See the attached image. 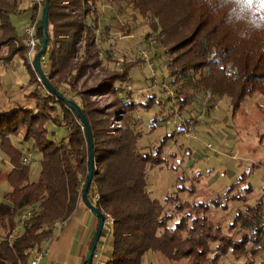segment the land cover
<instances>
[{
  "label": "trees",
  "instance_id": "1",
  "mask_svg": "<svg viewBox=\"0 0 264 264\" xmlns=\"http://www.w3.org/2000/svg\"><path fill=\"white\" fill-rule=\"evenodd\" d=\"M21 1L0 0V46L5 48L0 60L19 58L28 74L27 84L33 86L28 93L33 99L30 105H26L28 101L26 104L17 101L8 113L0 114V151L10 164L4 175L10 189L4 195L5 201H0V264H28L32 253L51 237L49 225L66 220L81 201L87 173V145L77 116L36 81V73L25 57L22 38L10 21L11 16L26 14L28 23H35L36 35L40 37L38 25L43 2L39 9L33 4L20 9ZM100 1L48 0L46 57L40 67L49 84L78 106L89 126L93 172L87 198L112 219L110 256L103 264H140L146 251L166 260L188 259L192 264H217L228 252L238 255L246 237L234 242L217 234L218 229L203 215L190 217L189 224L181 217L169 227L170 217L163 214L161 202L148 196L144 170L146 165L161 163V146L143 152L135 145L139 133L127 125L130 119L127 111L144 104L129 102L117 110L115 105L121 101L117 100L109 112L90 101L91 96L113 94L117 88L112 83L127 80L128 66H121L94 86L77 87L85 72L98 65V59L92 58L97 54L94 29ZM131 3L137 7L148 4L152 17L158 18L162 29L175 37L172 48L181 51L173 60L181 66L170 73L173 85L186 72L196 74L193 80L196 86L212 96L229 97L232 116L245 98L256 95L264 99V0H132ZM128 27L125 23L121 28L128 31ZM175 98L187 104L185 93L178 91ZM114 121L120 125L114 127ZM47 123L63 126L65 135L59 141L51 139ZM20 130L22 139L30 140L32 149L39 153L40 170L34 181L28 180V163L21 162L22 152L8 137ZM24 212L28 216L20 219ZM234 219L251 229L248 250L251 259L240 264H254L252 258L263 248L261 202L247 206L243 213H235ZM208 241H218L213 257L207 255Z\"/></svg>",
  "mask_w": 264,
  "mask_h": 264
},
{
  "label": "rangeland",
  "instance_id": "2",
  "mask_svg": "<svg viewBox=\"0 0 264 264\" xmlns=\"http://www.w3.org/2000/svg\"><path fill=\"white\" fill-rule=\"evenodd\" d=\"M131 1L101 0L97 4L98 18L94 29L97 54L92 60L98 59V65L85 72L77 87L94 86L119 71L121 66H128L127 80L112 83V87L117 88L113 94L91 96L90 101L109 112L117 100H121L115 105L117 110L129 102L144 104L127 111L130 117L127 125L132 127L133 132L139 133L135 145L143 152H152L155 147L161 146V163L153 167L146 165L144 170L148 196L161 202L163 214L170 217L167 221L169 227L181 217L189 224L190 217L203 215L212 227L218 229L217 234L234 242L246 237L238 255L228 252L217 262L240 264L251 259L248 254L251 229L241 220L234 219L235 213H243L247 206L257 201L264 209V99L256 95L245 98L232 116L229 97H215L196 86L193 82L196 74L186 72L173 85L170 73L178 71L181 66L173 60L181 51L172 48L175 37L162 29L158 18L152 17L148 4L137 7ZM27 3L30 5L31 0H22L21 9L26 8ZM90 20L88 18V22ZM10 21L16 34L22 38L23 28L28 25L26 14L11 16ZM125 23L129 24L128 31L125 27L121 28ZM4 52L5 48L0 46V53ZM2 63L8 64L6 60H0V66ZM169 63L171 66L168 67ZM18 68L23 77L19 84H25L28 74L22 62ZM32 88L31 85L27 92H23L22 97L28 100L27 104H23H31L33 99L28 93ZM5 89L17 95V86H9L5 81L1 84L0 114L8 113L9 108L14 106L7 104L9 93ZM178 91L186 94L187 104L176 101ZM116 125L120 122L114 121L113 126ZM46 129L48 137L55 141L65 135L63 126L47 123ZM8 137L24 156L30 153L28 180L34 181L40 170L39 153L32 149L30 140L22 139V130ZM9 169L10 164L0 151V201H5L4 195L10 189L4 179ZM82 210L94 218L81 201L73 216L78 217ZM101 233V237H108L109 228L103 227ZM57 234L58 231L45 241L47 254L51 248L50 241ZM260 242L263 248L252 258L254 264H264V230ZM217 243L207 242L209 257L215 254ZM98 246L97 241L93 257ZM65 260L68 261L63 264H76V257L71 261L69 258ZM140 264L192 263L188 259L166 260L157 253L146 251Z\"/></svg>",
  "mask_w": 264,
  "mask_h": 264
},
{
  "label": "crops",
  "instance_id": "3",
  "mask_svg": "<svg viewBox=\"0 0 264 264\" xmlns=\"http://www.w3.org/2000/svg\"><path fill=\"white\" fill-rule=\"evenodd\" d=\"M21 3L19 6H21ZM27 6H29V3H27ZM7 62L8 68H3L0 66V86L4 81L8 82L9 86H17V95H14L15 93H13L12 90H4L6 93H9L7 104H14L17 101L20 103H27V98L22 97V95H24L23 92H27L31 86H28L27 81L25 84H19V81H22L23 79L18 68L21 60L19 58L13 57ZM78 205L79 202L76 204L72 214L66 220H64L63 225L58 231V234L55 236V239L50 241L51 248L49 253L46 254V256L38 264H63L64 262L66 263V261H68L65 260V258H69L71 261V258L73 257H76V264H81L82 259L85 256L84 253L86 251L87 244L89 243L91 235L93 234L96 223L94 224L95 217L93 218L84 210L80 212L78 217H74L73 214L78 209ZM100 237L97 240L99 242V246L97 248L96 255L94 257L92 255L91 258V262L93 264H103L110 256L109 236H102L101 239Z\"/></svg>",
  "mask_w": 264,
  "mask_h": 264
},
{
  "label": "water",
  "instance_id": "4",
  "mask_svg": "<svg viewBox=\"0 0 264 264\" xmlns=\"http://www.w3.org/2000/svg\"><path fill=\"white\" fill-rule=\"evenodd\" d=\"M43 5L41 7V15H40V22L38 25V28L41 29V36L38 37V42H39V49L37 52L34 54L32 58V67L36 73V75L39 77L42 85L44 88L47 90L48 93L51 95L55 96L57 99L60 101L64 102L69 108L75 113L77 116L85 137L86 145H87V173L85 176V180L83 183L82 191H81V201L84 204V206L94 215L96 218V226L92 235V238L90 240V243L88 245L86 254L84 256V264H91V258L97 243V240L99 238V235L101 233V230L103 228V220H104V215L94 206L90 203V201L87 198V190L91 181V176L93 172V159H92V143H91V136H90V130L88 123L83 116V114L80 112L78 106L72 102L69 99H66L63 94H61L59 91L54 89L47 79L45 78L40 64H39V57L44 54L46 50V45H47V25H46V20H47V11H48V0H42Z\"/></svg>",
  "mask_w": 264,
  "mask_h": 264
},
{
  "label": "built area",
  "instance_id": "5",
  "mask_svg": "<svg viewBox=\"0 0 264 264\" xmlns=\"http://www.w3.org/2000/svg\"><path fill=\"white\" fill-rule=\"evenodd\" d=\"M41 2L42 0H31V4L36 5L38 9L40 8ZM22 42L25 46V57L27 59L28 64L32 67V58L34 54L37 52V50L39 49V42H38V37L36 35V29H35L34 22L28 23V25L23 28ZM44 61H45V55L43 54L39 57V64L44 63ZM1 65L3 68H8L7 63H2ZM36 81L38 83H41L37 75H36ZM29 159H30V153L27 152L25 156L22 155L21 162L23 164L28 163ZM27 216H28V213L24 212L20 216V219H24ZM63 222L64 221H56V222L51 223L49 225L50 232L53 234L59 231V229L63 225ZM111 223H112V219L109 216L104 215L103 227L109 228L111 226ZM45 241L29 257L28 262H27L28 264H38L46 256L47 248L45 245Z\"/></svg>",
  "mask_w": 264,
  "mask_h": 264
}]
</instances>
